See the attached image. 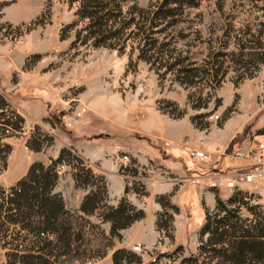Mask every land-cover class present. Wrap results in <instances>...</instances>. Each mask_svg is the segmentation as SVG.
Here are the masks:
<instances>
[{"label": "rangeland", "instance_id": "374dc122", "mask_svg": "<svg viewBox=\"0 0 264 264\" xmlns=\"http://www.w3.org/2000/svg\"><path fill=\"white\" fill-rule=\"evenodd\" d=\"M182 2L162 11L160 0L98 2V16L109 15L104 22L80 17L83 8L91 11L85 0H0V97L23 127L19 134L0 129L9 143L0 155V187L13 185L8 170L16 153L28 167L48 165L60 149L70 153L58 166L63 170L53 193L62 195L66 222L80 240L58 264H111L112 251L120 248L143 263L179 249L177 260L197 255L198 264H228L209 252L207 235L199 236L205 218L232 213L247 226L255 215L264 224L255 189H208L207 173L202 169L201 176V165L184 149L211 144L220 150L207 166L229 174L247 169L248 148L264 140V0ZM63 114L72 115L70 125ZM209 115L218 120L209 122ZM8 117L7 110L0 122ZM38 135L48 146L34 152L25 143L31 137L33 149ZM95 147L100 164L89 163L83 152ZM79 169L106 175L109 206L126 189L127 202L143 218L111 238L100 219L104 211L79 215L74 207L85 192L68 184ZM234 194L246 206L227 203ZM4 228L0 245H8L0 247V264L13 251L11 240L23 236L17 226ZM243 264H264V251Z\"/></svg>", "mask_w": 264, "mask_h": 264}, {"label": "trees", "instance_id": "16d2710c", "mask_svg": "<svg viewBox=\"0 0 264 264\" xmlns=\"http://www.w3.org/2000/svg\"><path fill=\"white\" fill-rule=\"evenodd\" d=\"M85 1L91 4V6H86L91 11L86 12L84 8L80 10L79 14L82 19L90 21L102 19L104 22L109 20V15L98 16L103 7L99 8L95 5H98V2L108 3L111 0ZM171 4L180 6L183 2L182 0H160L157 11L168 10L166 8ZM0 110H8L9 114L14 116V112L10 111L7 101L2 97H0ZM15 118L16 120L10 123L12 128L22 122L19 117L15 116ZM30 138L25 144L34 152H40L48 141L45 135H38V144H35L32 149L29 143ZM45 146H48V143ZM8 151V145H0V155ZM70 157L66 149H60L57 157L50 160L48 165L34 162L29 165L25 175L11 187L8 189L0 187V232L4 234L7 231L5 226H17L23 234L11 240L15 244L11 245L13 251L6 254V264H58L60 258L69 256L73 244L79 242L80 236L74 235L70 225L66 222L68 212L64 208L61 196L53 193L58 180L56 168L65 162V158ZM0 162L2 166L5 165L3 155L0 156ZM71 178L74 188L85 192L77 213L90 216L96 211H104L100 219L109 224L108 233L111 238H119L120 231L128 228L134 221L143 218L142 212L135 211L127 202L126 189L116 206L107 205L106 182L103 176L93 175L88 170L79 169L71 175ZM227 203L246 206L247 201L244 197L234 194ZM246 209L251 213L254 211V207ZM246 222V219L241 220L232 213L212 221L206 217L199 236H208L206 241L212 255H217L228 264H243L248 256H260L264 251V224L255 215L247 226ZM251 223L253 224L250 225ZM1 242V248L8 245L2 240ZM178 253L179 249L170 253H160L143 263L140 256L134 252L120 248L112 251L110 262L111 264H161L159 259L165 258L167 262L162 264H198L197 255L177 260ZM104 256L105 253L99 258Z\"/></svg>", "mask_w": 264, "mask_h": 264}, {"label": "built area", "instance_id": "2783aa9c", "mask_svg": "<svg viewBox=\"0 0 264 264\" xmlns=\"http://www.w3.org/2000/svg\"><path fill=\"white\" fill-rule=\"evenodd\" d=\"M9 105V104H8ZM6 110H0V115H3ZM12 116V115H11ZM15 116L19 117L22 120V117L18 113H14V116L6 118L7 121L1 119L0 129L4 131L6 134H19L22 131V126L18 123V129L14 130L11 126V122L16 120ZM1 117V116H0ZM72 120L71 114H63L61 116V121L63 124L70 125ZM209 122H216L218 120L217 115H209L207 118ZM0 145H8L9 143L5 140H1ZM184 149L187 152L188 157L198 163L200 174L202 173V169L205 170L204 177L208 180L207 188L210 190H225L230 193H235L241 188H246L247 190L255 189L257 196L259 197V207L264 216V140L259 139L253 143L252 146L248 148L247 154H251V156H245L246 159H249L250 166L247 169H242L239 171H235L229 174H221L210 171L207 166L208 161L212 157V155L219 153L218 148L213 147L211 144L206 143L204 141H199L196 146L188 147L184 146ZM243 154L240 152H236L234 157L242 158ZM244 158V157H243ZM123 160H127L126 156L122 157ZM124 166V165H123ZM63 170L62 167H57L56 172L60 174ZM203 173L201 174V176ZM247 196H250L251 193L244 191Z\"/></svg>", "mask_w": 264, "mask_h": 264}, {"label": "crops", "instance_id": "0c3cea01", "mask_svg": "<svg viewBox=\"0 0 264 264\" xmlns=\"http://www.w3.org/2000/svg\"><path fill=\"white\" fill-rule=\"evenodd\" d=\"M35 108L38 110V107L35 106ZM39 112L41 113L42 109ZM226 141H224L223 143H225ZM85 151L86 150H83L85 158L87 159V161L89 163H91V164L92 163L100 164L101 161H104V159L101 157L100 148L95 147L94 150H91L88 153L85 152ZM13 156H14L12 158L13 160H12L11 164L9 165V170H8V177H9L8 185L15 184L18 180H20L24 176V173H25V171L28 168V163L23 160L22 154L16 153ZM103 172L106 173L104 170H103ZM109 174L111 176H113L112 173H109ZM104 176H105V179H106L107 193H108V196H109V184H108L106 175H104ZM113 177H115V176H113ZM60 182H62V179H60ZM68 184L71 186V188H73V184H72L71 181H68ZM54 189H55V187H54ZM119 189H120V193H121L122 189H123V184H122V182L120 180H119ZM56 193L60 194V192H56ZM78 206H79V202H77V205H76V207H74V209H78Z\"/></svg>", "mask_w": 264, "mask_h": 264}]
</instances>
